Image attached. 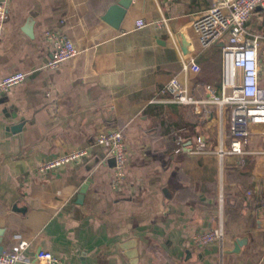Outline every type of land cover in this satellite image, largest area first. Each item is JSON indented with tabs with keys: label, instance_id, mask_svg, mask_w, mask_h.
Masks as SVG:
<instances>
[{
	"label": "crops",
	"instance_id": "crops-1",
	"mask_svg": "<svg viewBox=\"0 0 264 264\" xmlns=\"http://www.w3.org/2000/svg\"><path fill=\"white\" fill-rule=\"evenodd\" d=\"M115 1L0 0L8 16L0 80L26 74L0 94L2 250L26 242L16 264H34L40 250L65 264H264L260 128H251L244 154L220 156L231 141L226 108L150 103L169 97L159 91L172 78L195 98L207 86L220 91L222 42L196 56L193 75L182 71L172 38L214 0H132L118 29L103 20ZM29 17L32 38L22 30ZM137 18L150 25L136 29ZM163 18L166 27L151 25ZM47 30L64 32L78 50L58 70L45 68ZM111 130L126 145L119 186L112 156L96 143ZM75 150L88 156L34 173ZM218 225L221 244H192Z\"/></svg>",
	"mask_w": 264,
	"mask_h": 264
},
{
	"label": "built area",
	"instance_id": "built-area-1",
	"mask_svg": "<svg viewBox=\"0 0 264 264\" xmlns=\"http://www.w3.org/2000/svg\"><path fill=\"white\" fill-rule=\"evenodd\" d=\"M255 12H261L264 18V0H214L209 9L199 13L178 34L172 36L182 71L193 75L200 72V66L195 60L196 56L217 42H222L219 92L207 86V94L195 98L184 84L177 78H172L159 91L160 96L169 97L150 101L151 104L168 103L191 106L195 109L211 105L220 109L229 108L231 141L228 150L217 152L220 156L244 154V146L249 141L251 128L255 126L260 128V137L264 142V36L247 26ZM7 17V9L0 3V42ZM148 25L150 24L142 18L134 21L136 29ZM151 25L161 29L167 26V20L163 18ZM44 38L50 46V58L45 64L47 69L58 70L78 54L73 41L60 30H47ZM25 77L26 74L23 72H16L2 78L0 94L8 93L13 87L21 84ZM96 143L112 156L114 161L112 180L115 186H119L126 177L128 166L123 134L117 130L107 131L97 136ZM258 154H264V151ZM87 156L86 150L62 154L40 163L34 173L37 176H45L57 169L79 164ZM223 239V227L218 225L195 234L192 237V244L200 248L214 243L221 244ZM26 247L27 243L20 241L10 250H2L0 264L20 262ZM34 264L65 263L50 252L40 250L36 254Z\"/></svg>",
	"mask_w": 264,
	"mask_h": 264
},
{
	"label": "water",
	"instance_id": "water-1",
	"mask_svg": "<svg viewBox=\"0 0 264 264\" xmlns=\"http://www.w3.org/2000/svg\"><path fill=\"white\" fill-rule=\"evenodd\" d=\"M131 3H132V0H116L115 3L112 4L108 8L105 16L103 17V20L105 22L109 23L112 27L118 29L119 24H120L121 20L124 18L126 11L129 8V6L131 5ZM33 22H34L33 18L29 17L26 21L24 28L22 29L24 34H26L30 38L33 37V34H32ZM220 46H222V45H220ZM84 187L82 188L81 193L78 196L79 202L83 198ZM164 191H167V190L165 189ZM1 241L2 240H1V235H0V253L2 251ZM239 244H240V242H239ZM237 246H238V243H236V251H237Z\"/></svg>",
	"mask_w": 264,
	"mask_h": 264
},
{
	"label": "rangeland",
	"instance_id": "rangeland-1",
	"mask_svg": "<svg viewBox=\"0 0 264 264\" xmlns=\"http://www.w3.org/2000/svg\"><path fill=\"white\" fill-rule=\"evenodd\" d=\"M248 28L257 31L264 36V18L261 12H255L252 14V18L247 24ZM226 114L229 117V108H226Z\"/></svg>",
	"mask_w": 264,
	"mask_h": 264
}]
</instances>
